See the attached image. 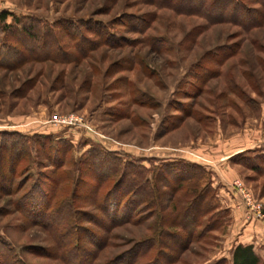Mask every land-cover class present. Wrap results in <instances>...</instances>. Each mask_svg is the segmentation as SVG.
Instances as JSON below:
<instances>
[{
	"label": "rangeland",
	"instance_id": "1",
	"mask_svg": "<svg viewBox=\"0 0 264 264\" xmlns=\"http://www.w3.org/2000/svg\"><path fill=\"white\" fill-rule=\"evenodd\" d=\"M250 6L259 7L254 2ZM3 11L8 15L0 21V144L5 156L0 158V244L17 263L67 264L75 250L68 251L73 237L62 235L65 224L50 214L35 215L36 222H30L33 216L22 214L17 205L28 202L22 196L32 186H52L45 176L55 179L62 170L67 176L57 178L56 186L59 195H68L78 178L75 161L88 160L87 150L100 148L127 162L144 158L148 171L163 161L183 159L210 172L211 204H217L212 212H220L219 225L185 249H179L181 230L163 239L173 248L170 264H230L233 240L246 226V237L240 240L249 241L252 235L253 249L264 262V219L252 217L240 201L243 218L233 224L222 202L226 175L233 177L229 190L233 180H240L264 209V174L249 169L244 158H232L257 155L264 144V25L248 31L230 23L210 25L138 0H0ZM31 19L54 23L55 28L48 32L37 24L28 36L22 25ZM62 21L71 23L68 30L56 25ZM96 23L103 25L99 33ZM106 32L116 41L104 39ZM55 35L60 48L51 43ZM70 116L89 128L78 121L63 122ZM42 135L71 143L57 173L45 155L35 154L34 148L42 151ZM87 168L81 179L91 180ZM92 170L97 177L107 176ZM117 178L111 177L101 194ZM89 202H76L84 212L79 225L100 235L94 243L90 233L80 235L89 264H104L151 235L148 225L155 214L142 204L135 202L131 222L104 231L97 222L108 223L110 217ZM210 214L200 218L198 230ZM155 252L137 264L148 262Z\"/></svg>",
	"mask_w": 264,
	"mask_h": 264
},
{
	"label": "trees",
	"instance_id": "2",
	"mask_svg": "<svg viewBox=\"0 0 264 264\" xmlns=\"http://www.w3.org/2000/svg\"><path fill=\"white\" fill-rule=\"evenodd\" d=\"M138 1L154 5L159 9H169L177 15L197 16L206 20L210 25L230 23L238 26L242 31H248L264 25V0ZM253 2L257 3L259 7H251L250 3ZM7 15L8 12H1L0 21H5ZM13 18L15 23L20 24L19 17L14 16ZM37 24H42L48 32L51 29L53 31L55 28L53 26L54 23L49 25L47 22L31 19L27 26L22 25V31L28 36H32L31 31ZM70 24L69 22L62 21L61 24L56 25L58 27L61 25L60 27L66 31L71 26ZM95 27H97L95 28L96 33H99L98 28L100 30L103 29L101 23H96ZM104 35V39H116L109 32H106ZM58 41L56 35L51 36V43L55 48H60L58 47ZM44 46L45 43L43 44ZM39 137L43 140L38 143L41 145L42 151L39 148H34L35 154L37 157L40 154L45 155V158L50 161L55 169V173L61 171L65 165L66 155L71 149V143L65 139H55L51 135ZM50 148L51 150H49ZM87 154L89 155L88 160L87 158L80 157L75 161L77 163L78 178L73 181L74 186H71L70 192H67L69 193L68 195L66 193L65 195H59L60 186H56L57 178H66L67 176L66 170H62V172L57 174L58 176L55 179L45 176V179L51 181L52 186H32L29 193L22 196L23 201L28 202L17 205L18 210L22 214L29 218L33 216L29 219L30 222H36L35 215H40L43 218L47 216L46 214H50L52 219L58 220L63 225L65 224L63 227H66L63 228L64 230L62 231L64 233L62 235L64 234V237L67 239H70L71 236L73 237L71 238L72 240H68V251L75 250L74 254L71 255L72 257L66 258L67 264H85L86 262L84 256L87 254V249H84L79 244L81 233H90L92 242L96 241L97 236H100L93 230L81 224L79 225L78 220L81 214L83 215L84 213L77 207L76 202L80 199L83 202L91 201L89 203L92 205H100L105 214H108V217H110L108 223L102 224L97 222L99 223V227L104 231H110L113 227L131 222L136 209L135 202L142 204L148 213L155 214V219L148 225V229L151 232L150 236L139 241H134L127 250H124V252L116 255L104 264H137L151 251H156L153 258L142 264H170L173 261L170 256L173 253V248L168 246L163 239L176 236L178 234L177 231H183L184 241H182L179 248L181 250L185 249L192 241H201L205 237V233L215 229V226L219 225L218 215L220 212H212L217 207V204H211V201L215 200V194L210 183L211 174L201 165L177 159L163 161L160 166L153 168L152 171H148V168L143 164L146 160L144 158H138V163L136 161L127 162L120 159L117 153L108 152L102 148L87 150ZM0 158L2 161L5 159L1 144ZM232 158H244L243 161L246 162L245 164L249 169L259 174H264V144L260 146V152L257 155L244 156L243 154H235ZM90 159L92 162H90ZM243 161L239 160V163L245 165L242 163ZM75 163L73 162V164ZM86 163L89 168L85 166ZM86 168L88 169L87 171H90L86 174H92L91 180L81 179V174L83 175ZM92 168L100 169V173L103 174L105 172L107 176L97 177V173L93 172ZM148 172L152 173L151 177L148 176ZM116 175L118 178L113 182L112 186H108L106 191L101 194L100 191L103 185ZM128 176L130 177L129 186H123L125 178ZM79 186H81L82 191L78 193ZM35 193L38 199L41 195L40 199L42 202L39 203L40 200H35ZM209 195L210 197H208ZM130 196L134 198L139 196L140 198L131 203L128 200ZM207 213H211L208 223L203 225L201 230H198L200 225H202L200 218ZM85 214L88 215L89 219H95L94 214L89 212ZM187 219L189 220L187 221ZM93 220L89 221L96 223ZM0 250V256L2 257L0 264H19L15 260L11 250L3 243L0 244ZM86 264H89V262L87 261ZM213 264H219V262ZM230 264H264V262L255 253L251 244H237L233 246L230 252Z\"/></svg>",
	"mask_w": 264,
	"mask_h": 264
},
{
	"label": "built area",
	"instance_id": "3",
	"mask_svg": "<svg viewBox=\"0 0 264 264\" xmlns=\"http://www.w3.org/2000/svg\"><path fill=\"white\" fill-rule=\"evenodd\" d=\"M76 121L81 122L82 125H84L86 128H89V126L82 123L83 120L78 117L70 116L69 118L63 120V122L68 124H74ZM230 188L243 203L245 210L251 213L252 217L257 220L264 219V209L262 208L261 204L252 197L250 191L240 180H233L230 184Z\"/></svg>",
	"mask_w": 264,
	"mask_h": 264
},
{
	"label": "crops",
	"instance_id": "4",
	"mask_svg": "<svg viewBox=\"0 0 264 264\" xmlns=\"http://www.w3.org/2000/svg\"><path fill=\"white\" fill-rule=\"evenodd\" d=\"M231 178H233V177H230V176L227 177L226 175H225V178H222V202L227 207H229L230 214L232 215V218H231L232 223L236 224V223H241V218H243L244 212H243L242 208L240 206H238V204L240 203V199L236 196V194L232 190H229V188L227 187V184L229 183ZM227 190H229V192ZM246 227L243 229L241 236L246 237L245 236V231H247ZM261 234H264V230L261 232ZM241 236H238L237 239L233 240L232 248H233V246H235L237 244H251L252 245V242H251V240L253 239L252 235H250V236L248 235L250 240L246 241V242L240 240Z\"/></svg>",
	"mask_w": 264,
	"mask_h": 264
}]
</instances>
